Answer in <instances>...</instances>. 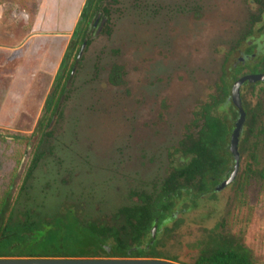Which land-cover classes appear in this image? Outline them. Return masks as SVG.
I'll list each match as a JSON object with an SVG mask.
<instances>
[{"label": "rangeland", "instance_id": "rangeland-1", "mask_svg": "<svg viewBox=\"0 0 264 264\" xmlns=\"http://www.w3.org/2000/svg\"><path fill=\"white\" fill-rule=\"evenodd\" d=\"M40 2L0 0V45L14 49L21 43ZM195 3L205 8L200 20L190 13L199 6ZM102 7L109 11L108 19L93 34V23L88 29L90 44L76 61L61 115L51 126L48 152L33 174L27 204L42 214L70 205L80 209L81 220L97 219L131 205L136 195L155 191L171 166L181 165L173 148L195 106L214 93L211 85L223 54L248 28L245 0H105ZM247 37L241 49L253 46L255 61H261L264 19L251 26ZM49 45L58 47L56 42ZM14 57L19 60V50ZM239 57L243 54H234L228 64ZM33 61L34 67L20 70L16 81L33 86L41 81L44 88L47 76L33 74L39 67ZM114 64L123 69L117 85L109 83ZM255 65L249 64L252 72L264 71V63L262 68ZM247 87H242L247 107L264 120V84ZM38 92L22 101L29 110L17 114L9 109L15 114L0 115V203L6 198L8 208L34 152L21 137L33 131L40 116L44 91ZM248 165L264 169V142L257 133L242 147L237 179ZM221 183L210 185L200 197L187 196L176 210L200 207L186 218L174 212L177 222L166 220V227L155 231L160 255L194 264L201 251L233 239L247 247L253 264H264V179L259 173L250 175L241 197L236 183L218 190Z\"/></svg>", "mask_w": 264, "mask_h": 264}, {"label": "trees", "instance_id": "trees-1", "mask_svg": "<svg viewBox=\"0 0 264 264\" xmlns=\"http://www.w3.org/2000/svg\"><path fill=\"white\" fill-rule=\"evenodd\" d=\"M104 0H86L76 28L70 38L52 86L46 96L41 114L33 131L21 137L34 147L27 171L21 180L13 205L7 200L0 203V257H110V258H160L156 238L164 221H174V210L186 197H200L210 185L221 183L231 175L233 162L229 150L236 114L225 102L228 87L233 82L223 68V95L207 97L203 112H194V121L174 150L180 154L178 167L166 173L156 190L136 195L131 205L119 207L112 215L81 220L80 209L66 205L53 214H42L27 204L32 188L33 174L49 148L52 124L61 115V104L72 80L79 52L86 42L88 29L102 8ZM251 51V50H250ZM255 60V59H254ZM228 73V74H227ZM123 69L114 64L109 76L113 84L122 82ZM231 79V81H230ZM220 91V92H221ZM248 109L245 129L239 136L242 151L250 134L264 142V120L254 109ZM202 120L201 125H194ZM200 127V128H199ZM199 128V129H198ZM246 170V171H245ZM241 171L232 183L241 197L243 186L250 175L259 173L264 179V169L256 171L251 165ZM243 179L239 182L240 179ZM231 183V184H232ZM24 201V202H23ZM175 261V260H172ZM176 262V261H175ZM194 264H253L250 251L240 242L225 239L211 251L204 252Z\"/></svg>", "mask_w": 264, "mask_h": 264}, {"label": "crops", "instance_id": "crops-1", "mask_svg": "<svg viewBox=\"0 0 264 264\" xmlns=\"http://www.w3.org/2000/svg\"><path fill=\"white\" fill-rule=\"evenodd\" d=\"M85 1L41 0L33 17L32 25L28 28L21 43L14 49L10 46L0 45V54H6L5 57H0V98L4 100L0 104V115L15 114L11 110H18L17 114H22L20 110L26 109L22 101L31 97L30 92L39 93L38 91H44V97L39 108V111H42L44 101L76 28ZM50 42H56L58 47L56 46L57 48L54 49L55 47L49 45ZM16 50L20 52L19 60L14 57ZM33 58L34 61L37 60V66L40 67L34 70L33 74L47 76L45 81L47 80L48 84L45 85L44 82V88L41 87V81L38 86H33L30 81L26 84L16 81V74L17 76L22 74L20 70L28 69L30 66L34 67V63H31ZM17 60L19 62H16ZM22 61H25L24 64ZM9 109L11 110L9 111ZM6 110L8 111L6 112Z\"/></svg>", "mask_w": 264, "mask_h": 264}, {"label": "flooded vegetation", "instance_id": "flooded-vegetation-1", "mask_svg": "<svg viewBox=\"0 0 264 264\" xmlns=\"http://www.w3.org/2000/svg\"><path fill=\"white\" fill-rule=\"evenodd\" d=\"M217 1H219V0H217ZM103 2H105V0ZM245 3L247 4V9H248L247 10V19H248V28H247V31L242 35V38L239 41H237V43L234 45V47L230 48L228 51H225V53L223 54V57H222V62L220 64V73H219V76H218V78L211 85V88H213V92H214L213 94H215L218 98H220V95L221 96L223 95V93H222V91H223V87L222 86L224 85V83L222 81V75H223V72H224L223 71V68L224 67H227V71L229 73V76L228 77H230L231 74H233V78L235 77V79H233V82L230 85V87H228L229 93H228V97H226V99H225L226 104L227 105H231L230 112L236 114L235 121H234L233 124H235V122L237 121V119L239 117L238 108L234 105V103L232 101V98H231V91H232L233 84L239 78H242V77H244V76H246L248 74H255L254 72H252V70H250V66H249L250 63L253 62L254 65H255V62H256V65L255 66L258 67V68H262L263 67V63H264V58L261 61H255L254 60L256 53L252 50L253 46L246 45L245 46L246 47L245 50H242L241 49L244 41L248 38L247 37L248 34L251 33V26L254 25V24H259L261 18L264 19L263 18L264 17V0H245ZM195 4H198L199 6L198 7H195L192 11H190V13H191L193 19L200 20L201 18H204V15H205V13H204L205 11L204 10H205V8L203 9L202 5H200L199 3H195ZM108 15H109V11L106 8L102 7L100 10H98V12L96 14V18L93 20V22H92L93 24H92V26L90 28L92 30V32H91L92 34H93V31L95 30V28H97L99 24L101 26L104 23V21L108 19L107 18ZM89 44H90V42H89ZM88 45L86 44V42L83 44V46H82V48H81V50L79 52L78 59L80 58L81 53H82L84 47L85 46H88ZM221 51H223V50H221ZM237 53H239L241 55L243 54V57H239L236 60H234L232 63L228 64V62H227L228 61V58L233 57L234 54H237ZM78 59H77V61H78ZM112 67H113V65H112ZM262 73H264V71H259L256 74H262ZM109 76H110V74H109ZM258 82H261L262 85L264 84V81H257L255 83H250V82H248V80H246L242 84V86L240 88L242 106H243V108H244V110L246 112V118H245V122L243 124V127H242L241 132L243 131V129H245V125H246V122L248 120V109L245 106L244 97L242 95V91H243L242 90V87L245 84H247L248 87H255L256 83H258ZM109 83H111L110 80H109ZM111 84H113V83H111ZM113 85H117V84H113ZM220 87L222 88V91H221V88ZM206 101H207V99L199 102L197 104V106H195L194 111L192 113V119H191V121L188 124H186L185 127H184L183 137L188 132V130L192 126L193 122H195L194 121V112L197 109H199V111H202L203 110L202 107L206 104ZM201 121L202 120H198L197 124H195L193 128L196 129L197 125L200 126L201 123H202ZM241 132H240V134H241ZM239 141L240 140H238V147H239ZM178 143H179V141H178ZM238 151H239V149H238ZM239 155H240V160H241V152L240 151H239ZM199 207L200 206L198 204L191 205V207L189 205V206H187L186 208H184V209H182L180 211H178V209L177 210L175 209L174 211L175 212H181V213H183L184 217L186 218L189 214H191V212L193 211L194 208H199ZM174 217L177 218L176 215ZM155 227H156V225H155ZM214 237H216V236H211V235L209 236L210 239H213ZM204 252H208V251L207 250L201 251L200 256Z\"/></svg>", "mask_w": 264, "mask_h": 264}, {"label": "water", "instance_id": "water-1", "mask_svg": "<svg viewBox=\"0 0 264 264\" xmlns=\"http://www.w3.org/2000/svg\"><path fill=\"white\" fill-rule=\"evenodd\" d=\"M248 80L250 83L264 81V73L248 74L236 80L231 91V98L234 105L238 108L239 117L235 122L234 129L230 139L229 150L233 158V168L228 179L224 180L218 190L226 187L234 181L240 164V155L238 151V140L240 132L246 118V112L242 106L240 88ZM156 227L152 229L154 237ZM0 264H180L178 262L160 259V258H110V257H0Z\"/></svg>", "mask_w": 264, "mask_h": 264}]
</instances>
